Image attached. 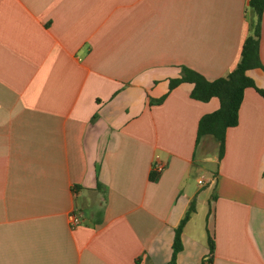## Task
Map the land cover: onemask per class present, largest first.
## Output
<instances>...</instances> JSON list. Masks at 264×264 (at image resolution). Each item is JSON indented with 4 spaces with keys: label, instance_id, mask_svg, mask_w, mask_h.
<instances>
[{
    "label": "crops",
    "instance_id": "0c3cea01",
    "mask_svg": "<svg viewBox=\"0 0 264 264\" xmlns=\"http://www.w3.org/2000/svg\"><path fill=\"white\" fill-rule=\"evenodd\" d=\"M248 1L0 0V264H171L193 201L174 264H264V8L221 159L219 100L168 90L236 67Z\"/></svg>",
    "mask_w": 264,
    "mask_h": 264
},
{
    "label": "trees",
    "instance_id": "16d2710c",
    "mask_svg": "<svg viewBox=\"0 0 264 264\" xmlns=\"http://www.w3.org/2000/svg\"><path fill=\"white\" fill-rule=\"evenodd\" d=\"M249 8L255 15V20L251 25V34L244 40L240 60L236 67L226 76L212 81L206 80L199 73L180 67L179 77L169 81L168 90L171 91L181 83L193 85L190 98L200 102H207L215 97L219 100V108L212 113L202 116L197 125V140L203 135H211L219 142L218 157L221 159L225 148V133L230 127L237 125L238 110L241 104L243 91L248 87H253V81L246 75L250 69L260 68L261 63L258 54V39L260 34V19L264 8V0H249ZM258 94L264 98V90L256 89ZM164 97L151 101L158 104ZM194 211V201L191 202L178 226L174 229L172 243V254L170 263L174 264L177 254L182 249L181 232L190 214ZM207 243L209 249V260L214 250L212 236L208 234ZM204 264V261L201 263Z\"/></svg>",
    "mask_w": 264,
    "mask_h": 264
},
{
    "label": "built area",
    "instance_id": "2783aa9c",
    "mask_svg": "<svg viewBox=\"0 0 264 264\" xmlns=\"http://www.w3.org/2000/svg\"><path fill=\"white\" fill-rule=\"evenodd\" d=\"M163 170V165L161 163L155 162L153 164V171L156 173H160ZM199 183H203V178L201 176ZM82 220V213L79 211H73L69 213L67 217L68 226L71 229L77 228L81 224ZM204 264H212L209 260V258H206L204 260Z\"/></svg>",
    "mask_w": 264,
    "mask_h": 264
}]
</instances>
